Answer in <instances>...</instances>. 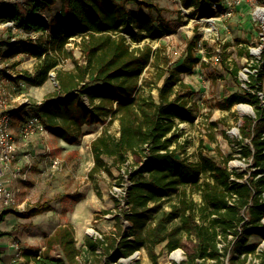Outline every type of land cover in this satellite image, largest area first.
<instances>
[{
    "label": "trees",
    "instance_id": "obj_1",
    "mask_svg": "<svg viewBox=\"0 0 264 264\" xmlns=\"http://www.w3.org/2000/svg\"><path fill=\"white\" fill-rule=\"evenodd\" d=\"M130 2L136 7L129 8ZM181 2L204 12L218 0ZM56 5L60 9L52 18L49 12ZM18 6L0 7V14L5 10L19 26L45 32L36 42L19 39L8 46L9 54L27 52L37 58L34 71H24L17 81L41 85L52 69L56 71V89L41 103H34L46 127L74 144L85 124L101 123L103 130L91 141L94 165L90 175L101 170L112 173L113 165H129L130 185L120 212L132 225L125 228L118 215L115 231L104 233L102 238H86V249L97 261L104 255L108 261H116L145 249L158 264V244L165 243L173 251L183 245L184 235H195L197 243L186 264H209V260L225 264L230 253V264H259L254 258L264 264V248L260 250L258 242L249 241L254 235L264 240V105L259 98L264 90V48L262 62L251 65L257 68V78L256 73L249 74L248 83L255 92H234L221 103L223 108L251 103L256 113L246 116L241 126V158L252 159V171L244 180L246 172L229 168L231 155L200 153L195 160L181 155L186 149L182 150L185 144L180 141V123L194 122L199 110L185 92L189 86L183 73L192 72L201 60L194 51L198 35L188 42L181 64L172 62L166 47L154 48L151 41L141 44L147 36L173 32L165 24L164 8L150 0H28L23 7ZM39 10L47 11L51 18L48 31L36 15ZM72 40L80 47L83 61L68 49ZM67 58L72 59V68L62 66ZM150 67L154 76L151 85L150 75H145ZM232 73L237 78V65ZM154 88L158 99L152 93ZM115 121L119 122V134L111 130ZM195 190L202 196L200 203L193 198ZM173 193L177 199L167 212L164 201ZM114 200L121 205V199ZM9 206L0 212V222L12 212ZM42 206L38 203L27 214L38 213ZM100 248L103 250L98 251ZM83 251L77 244L75 226L66 223L47 236L42 248L23 249L24 260L18 264H78ZM2 254L0 249V264H16L5 262ZM84 264L89 263L86 260Z\"/></svg>",
    "mask_w": 264,
    "mask_h": 264
},
{
    "label": "rangeland",
    "instance_id": "obj_2",
    "mask_svg": "<svg viewBox=\"0 0 264 264\" xmlns=\"http://www.w3.org/2000/svg\"><path fill=\"white\" fill-rule=\"evenodd\" d=\"M150 1L164 8L163 13L167 20L165 24L169 25L173 32L169 30L156 38L147 36L141 44L151 41L154 48L164 46L166 55L172 62L181 64L187 56L188 42L198 35L194 51L201 63L192 72L183 73V79L189 86V90L185 92H189L192 102L199 110L194 122L180 123V141L185 144L182 150L186 149L181 155L193 160L197 159L200 153L212 157H218L220 153L231 155L229 168L246 172L243 178L246 180L252 171V159L241 158V126L246 116H256V113L251 103H236L231 108H223L221 103L234 92H245L244 89L255 92V88L248 82L250 73H256L254 79L258 76L257 68L252 69L251 65L262 62L264 0H218L215 9L208 7L204 12H199L193 7H184L181 0ZM129 6L135 7V2H131ZM57 9L58 5L49 12L52 18ZM21 38L20 35L19 39ZM18 45L19 43L15 47ZM68 49L73 50L75 57L83 61L82 51L74 40L68 44ZM14 62L20 70L32 72L37 58L31 53L23 52L14 55ZM235 65L239 67L237 78L232 73ZM62 66L72 68V59L67 58ZM152 69L150 67L145 74L147 78L150 75V85L154 79ZM12 83L15 85L13 87H16L17 84L14 81ZM161 83L162 80L159 84ZM56 86L51 77L41 85L26 82L20 87V91L32 100L33 106L24 112L12 113V133L18 148L13 162L7 169L6 180L16 200L9 206L12 212L0 222L2 259L7 263L18 264L24 260L21 254L23 249L32 246L42 248L47 236L57 226L73 223L77 244L84 249L78 264H84L86 260L89 264H154L145 249H141L140 253L135 251L129 257H120L116 261H108V256L104 255L101 262L86 249L87 237H95L97 233L107 234L117 229L118 215L122 217L123 224H127L120 212L123 204L117 206L114 197L121 199L123 196L129 165L125 164L122 168L113 165L112 173L101 170L93 176L90 175L94 165L91 141L103 130L101 123L86 126L87 129L74 144L65 142L50 131L48 134L20 139L22 121L31 114H37L34 103L42 101ZM13 87L11 88L14 89ZM18 88L17 85L15 89ZM152 93L158 99L156 88ZM259 98L264 105V90L259 92ZM11 102L18 104L17 100ZM241 105L247 106V111L243 112ZM215 121L218 123L213 124ZM111 130L119 134L118 121L111 125ZM26 154L28 157H25ZM55 157L61 161L59 169L51 167ZM105 160L109 164L112 163L109 157H105ZM192 195L197 203L201 202L199 191L195 190ZM176 199L177 195L173 193L164 201V209L167 212L171 211V204ZM38 203L44 206L38 213L29 216L28 211ZM105 210L109 212H104ZM160 215L161 212H158L157 217ZM232 238L230 235L229 239ZM249 241L258 242L260 250L264 248V240L259 236L254 235ZM196 243L195 235H184L183 245L173 251H169L165 243L158 244V264H186ZM220 245L223 246L224 242ZM102 250L100 248L99 251ZM176 251H179V257L174 254ZM229 255L225 264H230ZM254 262L260 264V258H254ZM28 264L35 263L31 261ZM209 264L215 262L209 260Z\"/></svg>",
    "mask_w": 264,
    "mask_h": 264
},
{
    "label": "built area",
    "instance_id": "obj_3",
    "mask_svg": "<svg viewBox=\"0 0 264 264\" xmlns=\"http://www.w3.org/2000/svg\"><path fill=\"white\" fill-rule=\"evenodd\" d=\"M28 0H0V7L13 6V5H25ZM215 2H213L212 7L216 8ZM228 9V8H227ZM3 14V15H2ZM0 14V207L2 209L6 205H12L15 202V195L12 192V189L8 186L6 180L7 169L9 165L13 162L16 151L18 148V143L16 138L12 133V113L21 112L25 108H31L33 106L32 100L25 96L23 92L20 91L21 85H25L24 81H17V77L22 75L24 71L20 70L14 62V55L7 52V48L10 44H15L21 39L26 41L36 42L40 35L44 34L42 29H27L25 27L19 26L17 21L7 15L5 10ZM36 15L40 18L41 25L46 27V31L50 29L49 24L51 22L50 16L45 10H39L36 12ZM73 39H80V37H72ZM138 45L133 43V46ZM23 53V52H20ZM17 53L15 55H18ZM61 65V64H60ZM56 71L52 69L49 73V78H53L56 81ZM12 81L18 85L13 87ZM12 83V84H11ZM9 85V87H8ZM11 85V86H10ZM13 87L14 89H12ZM18 101V104H12L11 101ZM38 103H41L39 101ZM15 110V111H14ZM14 114V113H13ZM49 129L46 127L44 121L38 114H31L26 117L25 120L20 124V139L22 138H31L38 134H48ZM28 157V154L25 155ZM52 168L59 169L61 167V161L58 157L52 159ZM127 183L123 187V193L121 198V204H125L126 190L130 185V180L128 175L126 176ZM127 224L124 225L125 228H128L132 223L128 220ZM96 237H103V234L97 233ZM100 250V249H99ZM98 250V251H99ZM140 253V250L136 251Z\"/></svg>",
    "mask_w": 264,
    "mask_h": 264
},
{
    "label": "crops",
    "instance_id": "obj_4",
    "mask_svg": "<svg viewBox=\"0 0 264 264\" xmlns=\"http://www.w3.org/2000/svg\"><path fill=\"white\" fill-rule=\"evenodd\" d=\"M130 3H131V2H130ZM130 3L127 4L129 8H135V7H136V6H135V7H134V6H129ZM135 5H136V3H135ZM59 9H60V7L58 6V9H57V10H59ZM28 108H29V107H28ZM28 108H25V109H23L22 111L24 112V111H26ZM22 111H21V112H22ZM88 125H92V126L94 125V126H95V124H85V125L82 127V133H83V131H85V129H87L86 126H88ZM72 224H73V223H72Z\"/></svg>",
    "mask_w": 264,
    "mask_h": 264
},
{
    "label": "bare ground",
    "instance_id": "obj_5",
    "mask_svg": "<svg viewBox=\"0 0 264 264\" xmlns=\"http://www.w3.org/2000/svg\"><path fill=\"white\" fill-rule=\"evenodd\" d=\"M254 51L256 52L257 50H254ZM241 109L243 112H245V111H247L248 107L241 105ZM174 254H176V256L179 257V251H176Z\"/></svg>",
    "mask_w": 264,
    "mask_h": 264
}]
</instances>
